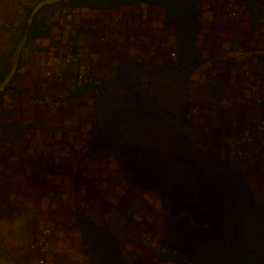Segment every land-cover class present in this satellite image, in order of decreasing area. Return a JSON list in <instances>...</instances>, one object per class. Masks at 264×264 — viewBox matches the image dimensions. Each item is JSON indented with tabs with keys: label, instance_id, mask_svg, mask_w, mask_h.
I'll return each mask as SVG.
<instances>
[{
	"label": "crops",
	"instance_id": "crops-1",
	"mask_svg": "<svg viewBox=\"0 0 264 264\" xmlns=\"http://www.w3.org/2000/svg\"><path fill=\"white\" fill-rule=\"evenodd\" d=\"M23 1L19 5L16 0H0V17L12 24L10 30L0 28V67L38 0ZM208 1L199 0L193 6L207 21L197 49L184 59L174 38L177 28L164 25L165 12L159 6L136 2L114 8L77 7L68 5L69 1L37 14L31 35L39 49L23 51L19 79L14 83L25 93L3 95L11 107L0 104L3 262L37 264L38 255L25 240L49 229L54 253L46 256V264H53L54 256L57 264H85L82 225L94 221L110 228L131 264H159L150 253H137L145 230H153L162 239L165 211L159 193L131 185L114 154L87 147L89 130L99 121L100 97L90 89L75 87L76 66L64 68L63 84L46 78L45 70L50 59L71 44L105 85L133 74L161 107L176 114L199 108L196 137L216 156L233 158L240 134L256 127L259 112L264 115V87L261 105L245 106L229 77L237 50L244 46L246 65L259 67L264 78V35L258 21L264 0H215L246 5L242 17L227 26L218 24L207 11ZM214 50L227 60H215ZM173 52L178 54V63L171 57ZM56 95H68L69 102L53 108L31 101ZM243 149L241 170L263 196L264 144ZM73 205L78 208L75 217L71 215ZM65 243L70 250H65Z\"/></svg>",
	"mask_w": 264,
	"mask_h": 264
},
{
	"label": "trees",
	"instance_id": "trees-1",
	"mask_svg": "<svg viewBox=\"0 0 264 264\" xmlns=\"http://www.w3.org/2000/svg\"><path fill=\"white\" fill-rule=\"evenodd\" d=\"M196 1L107 0L106 4H90L87 0H71L68 5L114 8L142 2L159 6L165 12L164 25L177 28L174 38L184 59L197 49L195 45L207 21L202 12L193 10ZM142 88L148 95V89ZM184 116L187 124L195 125L191 113L186 111ZM117 144L97 126L90 128L86 142L90 150L114 154L131 185L159 193L165 211L161 241L172 252L159 256L163 264H264V200L259 202L250 176L241 167L209 150L212 160L218 163L216 169L185 159L192 168L172 176L156 156L151 159L145 150L129 144L121 145L126 158H120L112 152ZM93 229L101 234L92 236ZM82 233L87 247L84 257L91 264H131L108 226L86 221Z\"/></svg>",
	"mask_w": 264,
	"mask_h": 264
},
{
	"label": "rangeland",
	"instance_id": "rangeland-1",
	"mask_svg": "<svg viewBox=\"0 0 264 264\" xmlns=\"http://www.w3.org/2000/svg\"><path fill=\"white\" fill-rule=\"evenodd\" d=\"M87 2L106 4L107 0ZM141 82L140 78L129 74L101 89L99 121L94 125L118 143L112 152L125 159L126 155L121 147L124 143L145 150L151 159L155 160L156 156L160 166L172 176L181 174L185 168H192L183 161L185 159L194 160L204 168L207 166L209 169H216L218 163L212 160L208 145L196 137L194 124H187L185 121L188 119H185L184 113L189 112V109L185 108L178 114L162 110L149 94H145L144 88L140 86ZM220 159L240 168V160L229 157ZM256 195L259 202L264 200V195L258 192ZM92 233L96 237L101 231L93 229Z\"/></svg>",
	"mask_w": 264,
	"mask_h": 264
},
{
	"label": "built area",
	"instance_id": "built-area-1",
	"mask_svg": "<svg viewBox=\"0 0 264 264\" xmlns=\"http://www.w3.org/2000/svg\"><path fill=\"white\" fill-rule=\"evenodd\" d=\"M17 3H24L23 0H16ZM207 11L215 18L218 24L227 26L235 23L242 17V12L246 10V5H236L233 2L226 1L223 3H217L215 0H210L206 4ZM72 19V16H68ZM260 32L264 35V13L260 15L259 19ZM0 28L10 30L12 24L0 17ZM212 56L215 60L226 61L227 57L221 54L219 51L214 50ZM171 57L175 63H178V56L175 52L171 54ZM248 56L247 49L244 46L238 48L236 56L234 58L235 67L230 72V79L234 84V88L240 94L242 105L245 106H259L262 103L261 91L264 87V78L262 71L259 67L250 68L246 65ZM76 66L74 71L73 83L79 90L90 89L94 92L96 98L100 97L101 89L104 86L103 79L96 75L95 70L83 62L73 45H68L66 50L60 54L54 55L45 70V77L53 79L57 84H63L65 82L64 68L70 66ZM215 75V74H214ZM69 96L56 95L54 98L49 96L34 97L31 99L35 105H49L53 108H60L69 102ZM225 103H229L225 100ZM0 104H5L11 107V103L8 99L0 98ZM191 115L198 119L200 117V109L193 108ZM257 143L264 144V115L259 112V120L255 128H248L243 131L238 139V145L234 149L233 158L236 160H242L244 158V149L246 145H254ZM71 215L75 217L78 213L76 205L71 206ZM53 236L49 229L41 231L37 237H29L25 240L27 247L36 255H38L37 264H46V256L53 254L54 249L52 246ZM0 241H4V238L0 235ZM65 250H70L71 246L69 243H65ZM138 256H144L146 253H150L152 257L156 259L159 264H163L159 256L169 255L172 253L162 241L157 237L155 232L151 229L144 231L140 238V246L138 248ZM20 257L22 255L20 254ZM53 264H57V258L53 257ZM85 264H91L87 259H84ZM0 264H18L17 260H6L3 262L0 258ZM168 264H173L171 261Z\"/></svg>",
	"mask_w": 264,
	"mask_h": 264
},
{
	"label": "water",
	"instance_id": "water-1",
	"mask_svg": "<svg viewBox=\"0 0 264 264\" xmlns=\"http://www.w3.org/2000/svg\"><path fill=\"white\" fill-rule=\"evenodd\" d=\"M69 1L71 0H38L29 9L28 16L22 26L20 34L0 67V98L7 94L25 93V91L19 90L14 83L19 79L18 69L21 65L23 51L26 48L29 50L39 49L34 46V39L31 35L33 26L37 23V14L45 7L67 3Z\"/></svg>",
	"mask_w": 264,
	"mask_h": 264
}]
</instances>
